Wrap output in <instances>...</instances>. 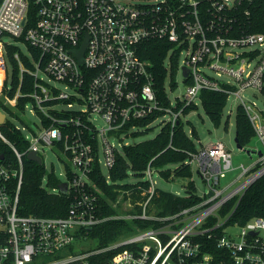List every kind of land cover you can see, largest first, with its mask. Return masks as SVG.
I'll use <instances>...</instances> for the list:
<instances>
[{"label":"built area","instance_id":"1","mask_svg":"<svg viewBox=\"0 0 264 264\" xmlns=\"http://www.w3.org/2000/svg\"><path fill=\"white\" fill-rule=\"evenodd\" d=\"M30 4L36 20L26 28ZM4 36L23 38L39 54L37 59L21 51L13 54L19 85L11 98L3 95L10 89L6 51L12 45L3 42ZM151 42L167 49L163 75L141 55L142 45ZM84 43L79 63L73 52ZM178 71L185 92L171 103L164 81ZM41 73L69 92L48 85ZM24 74L30 83L23 93ZM224 76L227 81L221 80ZM247 89L264 95V0H0V102L14 112L17 101L27 99L18 110L21 126L15 124L26 151H18L0 131V142L16 162L14 166L0 160V264H91V258L110 252L115 254L107 264H264V217L223 227L226 219L218 216L223 205L239 200L264 176V108L243 100ZM202 91L239 99L261 144L260 150L249 153L255 158L226 179L234 168L230 152L220 142L189 152L184 163H195L206 191L192 206L166 216L149 211L157 174L149 162L140 178L149 185L141 191L145 199L132 202L130 191L117 189L109 203L114 213L102 215L94 177L101 175L110 183V171L127 146L110 140L144 132L157 121L172 129L186 108L200 103ZM0 111L5 122L6 113ZM27 112L39 119L36 131L25 123ZM47 147L61 154L65 181L52 190L41 186L50 194L66 196L67 212L56 217L21 215L22 157L34 152L42 165L39 152ZM211 217L215 223L205 226ZM118 220L156 225L132 226L131 232L105 246L89 238L93 227ZM220 227L216 237L213 233ZM204 237L216 239L218 253L201 251L199 239Z\"/></svg>","mask_w":264,"mask_h":264},{"label":"trees","instance_id":"2","mask_svg":"<svg viewBox=\"0 0 264 264\" xmlns=\"http://www.w3.org/2000/svg\"><path fill=\"white\" fill-rule=\"evenodd\" d=\"M28 17L30 23L26 24V28L33 25L35 22V7L30 4ZM256 19H260V14L256 16ZM23 41V38L19 39ZM28 47V46H27ZM31 55L34 59L38 58V52L28 47ZM166 47L159 43H145L141 48V55L144 59H148L154 64L155 71L163 75L161 69L162 62L165 58ZM7 57L11 66L10 73V89L3 90V95L9 98L13 97L18 90L19 85V69L18 61L13 58L15 52H19V48L15 45L7 47ZM21 55V54H20ZM21 59L26 67H30L26 58L21 55ZM162 77L158 78V84L161 85ZM30 77L27 74L23 76V86H21L22 92H27L29 88ZM200 104L209 117L214 126H219L223 109L225 107L227 97L221 92L202 91L200 93ZM27 101L23 98L17 101L14 108V112L9 109L8 106L0 102V108L6 114L11 115V119L18 122L19 112L22 110L23 104ZM193 109H196L195 105H192L184 110V115L188 114ZM13 121L8 119L0 125V131L4 136L15 145L20 152L26 151V144L20 131L15 129ZM227 121L225 122V128ZM172 132V134H171ZM194 135L195 133L192 132ZM235 137L238 139V143L241 147L245 146L254 137V132L251 125L246 118L241 107L237 106L235 114ZM196 151L191 137L186 133L183 127V122L180 120L178 125H175L171 129L169 125H165L160 129L158 134L149 140L140 142L138 144L127 145L123 147V156H119L116 159L115 166L110 171V183H106L105 179L101 175H96L94 180L99 188L101 194L100 207L102 215L113 214L114 211L110 207V201L115 200L117 196V189L122 191H130V198L132 202L144 200L146 196L141 195V191H145L148 188V183L140 180L142 172L145 170L147 164L150 162L152 168L157 174L165 180L171 178H183L190 179L192 171L188 165H185V161L188 159V153ZM0 155H3L4 162H10L14 166L13 155L9 150V147L0 142ZM23 164V176L22 183L19 192V206L18 211L21 215H35V216H64L69 206V199L64 195L50 194L45 188L41 186L42 177L44 174L43 166L27 159L26 154L22 157ZM178 164L177 167L172 168L171 165ZM128 171H131L133 175L139 177V180L133 184L125 183L124 180L128 177ZM51 185L58 187L59 181L55 179L53 174L50 176ZM187 189L186 194L188 196H177L170 192L162 191L155 188V191L149 201V211L156 216H166L177 213L183 208L192 206L200 200L194 193V185L192 181H188L185 187ZM108 199V202L105 198ZM218 216L226 219L224 226L226 225H243L247 221L255 217H264V176L253 183L244 194L237 200L236 198L230 200L223 205L219 211ZM215 223V217L208 219L205 226H212ZM141 226L144 228L153 227L156 224L151 222H144L142 224L126 221H107L98 226L93 227L89 232V238L92 239L97 246H105L108 243L114 241L117 237L126 232H131L132 226ZM222 228H218L214 231L216 237L221 234ZM201 251L218 253L216 248V239L200 238ZM115 252H110L91 258V264H107L109 259L113 257Z\"/></svg>","mask_w":264,"mask_h":264},{"label":"rangeland","instance_id":"3","mask_svg":"<svg viewBox=\"0 0 264 264\" xmlns=\"http://www.w3.org/2000/svg\"><path fill=\"white\" fill-rule=\"evenodd\" d=\"M3 42L11 43L19 48V51L24 55L30 56L31 52L29 51L27 45L20 41L11 39L9 36H4L2 38ZM183 57H179L178 66L180 69L181 61ZM8 70L9 66L7 65ZM9 74V71H8ZM40 77L48 84L56 86L57 88L69 92L68 90H64L63 85L59 84L58 82H51L49 79L44 75L40 74ZM223 81H227V77L221 78ZM176 83L173 87H171L172 83ZM165 90L171 103H174L177 98L181 99L185 92V84L183 83L182 76L178 71L175 74L169 75L164 81ZM242 98L244 101L254 102L258 106V108H264V95L257 93L252 89H247L242 93ZM196 109H193L188 114L181 118L183 122V127L186 133L191 135V139L193 141V145L196 150H199L201 146L212 142H220L226 150H228L232 157V166L234 170L227 172L226 179H231L239 172L240 165H248L255 156L252 154H248L246 151L252 152L254 149L260 150L261 144L257 140V138L253 137L248 144L242 147V149H238L236 147V143L234 141L235 138V114L237 106H239V99L235 98L234 96H230L225 104V107L222 112L221 120L219 126H214L211 122L209 117L205 114L202 106L200 103L196 102ZM11 115L6 114V119L13 121L14 123L19 124V122L11 119ZM27 126L32 130H37V125H39V119L34 114H30L27 112L26 116L23 117ZM227 121V126L225 128V122ZM95 124L97 127H102V123L100 119L95 118ZM163 124L159 123L158 121L150 125V129L142 132L139 130V133L131 136H122L119 140H110L111 143L115 146L118 144L121 145H133L138 144L140 142L149 140L154 138L160 129L162 128ZM192 132L195 134L193 135ZM24 135L28 138L30 136L29 131H25ZM39 155L42 157V165L44 174L42 177V184L44 187H47V190H52L57 187L51 185L49 181V175L53 174L54 177L63 183L65 181L64 177V166L61 163V154L57 151L56 148H44L40 150ZM178 164L171 165L172 168L177 167ZM192 171V175L190 179H183V178H171L170 180H165L160 177L158 174H153V181L155 187L165 191L170 192L177 196H184L187 192L185 188L188 181H192L194 185V193L196 196L201 197L205 191L206 186L203 183L202 179L199 175L196 174V165L193 163L190 166ZM103 173H106V170H102ZM128 177L124 180L125 183L133 184L139 180V177L132 174L131 171H128ZM223 180H221L222 183ZM90 245H94V242H90Z\"/></svg>","mask_w":264,"mask_h":264},{"label":"water","instance_id":"4","mask_svg":"<svg viewBox=\"0 0 264 264\" xmlns=\"http://www.w3.org/2000/svg\"><path fill=\"white\" fill-rule=\"evenodd\" d=\"M85 47V43L83 44L82 48L79 51H74L73 54L76 57V59L78 60L79 63L82 62V54H83V50ZM187 72L184 71V75H186ZM4 123V114L0 111V125ZM234 141L236 143V147L238 149H242V147L240 146V144L238 143V139L237 137L234 138ZM248 154L250 153V151H246ZM260 155V152L258 153ZM26 157L28 160L33 161L35 163H37L38 165H40L41 161L40 158L34 153V152H29L28 154H26ZM3 159V155H0V160ZM65 187V184H64Z\"/></svg>","mask_w":264,"mask_h":264}]
</instances>
